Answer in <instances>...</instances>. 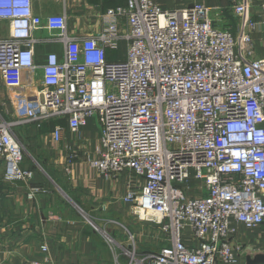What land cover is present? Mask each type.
<instances>
[{
	"label": "built area",
	"instance_id": "1",
	"mask_svg": "<svg viewBox=\"0 0 264 264\" xmlns=\"http://www.w3.org/2000/svg\"><path fill=\"white\" fill-rule=\"evenodd\" d=\"M234 11L245 17L248 7ZM104 19L100 32L71 36L65 15L43 19L33 0H0V21L9 25L8 37L0 38V72L15 109L14 121L0 115L4 179L30 184L34 178L22 168L24 147L14 128L64 120L78 134L97 119L100 147L90 165L106 179L131 173L124 201L167 243L139 255L130 233L127 246L111 241L116 264H241L234 225L264 227V59H253L257 23L245 20L249 31L239 51L223 13L202 4L170 11L153 0H127ZM38 31L49 35L40 42L64 45L63 57L51 53L37 64ZM62 137L56 124L53 139ZM78 157L68 154V172ZM47 193L30 186L27 197Z\"/></svg>",
	"mask_w": 264,
	"mask_h": 264
},
{
	"label": "crops",
	"instance_id": "2",
	"mask_svg": "<svg viewBox=\"0 0 264 264\" xmlns=\"http://www.w3.org/2000/svg\"><path fill=\"white\" fill-rule=\"evenodd\" d=\"M126 0H33L34 13L43 19L65 15L71 36H88L105 26L106 10L123 6ZM165 10L205 5L220 10L239 45L250 19L257 23L252 32L253 59H264V0H153ZM245 5V17L235 14V7ZM249 31V30H248ZM9 25L0 21V38H7ZM39 43L35 58L39 66L56 53L63 57V44L46 43L47 31L34 35ZM11 112V114H10ZM0 115L15 120L11 94L0 72ZM9 116H11L9 118ZM56 124L63 127L60 142L53 139ZM18 141L24 147L22 168L34 172L30 184L4 179V163L0 161V264H27L49 259L55 264H116V253L108 239L127 246L128 234L137 237V252L144 255L163 248L167 243L160 230L132 214L124 201L131 173L126 171L112 179L99 175L90 163L100 147L101 130L95 119L80 133L68 131L66 121L47 123L42 129L18 126ZM77 152L78 159L68 172L66 158ZM63 185V186H62ZM30 186L48 190L34 200L28 199ZM237 233L233 245L241 264H264V227L247 230L234 225ZM46 245L48 252L42 251ZM125 263L124 258L121 260Z\"/></svg>",
	"mask_w": 264,
	"mask_h": 264
},
{
	"label": "rangeland",
	"instance_id": "3",
	"mask_svg": "<svg viewBox=\"0 0 264 264\" xmlns=\"http://www.w3.org/2000/svg\"><path fill=\"white\" fill-rule=\"evenodd\" d=\"M126 54H127V44H126V43H122L121 46H120V50H119V59H121V60H125V56H126ZM10 114H11V112H10ZM10 117H11V116H9V118H10ZM8 121H10V120H8ZM95 121H96L97 125L99 126V122H98V120L95 119ZM18 128H19V127L14 128V133H16L17 136H18V133H19V132H18V131H19ZM191 175H192V177H193V175H194L193 171L191 172ZM190 185H191V186L194 185V182H193L192 180H191ZM62 186H63V185H62ZM111 241H113V240L108 239L109 246H110L111 249L115 250L114 252L116 253V252H117V251H116V247H115L114 244L111 243ZM114 242H115V241H114ZM165 246H166V245H165ZM118 251H119V249H118ZM245 264H246V263H245Z\"/></svg>",
	"mask_w": 264,
	"mask_h": 264
},
{
	"label": "trees",
	"instance_id": "4",
	"mask_svg": "<svg viewBox=\"0 0 264 264\" xmlns=\"http://www.w3.org/2000/svg\"><path fill=\"white\" fill-rule=\"evenodd\" d=\"M126 2H127V0L125 1V4H126ZM125 4H124V5H125ZM55 126H56V125H55Z\"/></svg>",
	"mask_w": 264,
	"mask_h": 264
}]
</instances>
